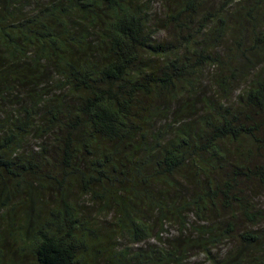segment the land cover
<instances>
[{
	"label": "trees",
	"instance_id": "trees-1",
	"mask_svg": "<svg viewBox=\"0 0 264 264\" xmlns=\"http://www.w3.org/2000/svg\"><path fill=\"white\" fill-rule=\"evenodd\" d=\"M159 5L0 0V264H264V0Z\"/></svg>",
	"mask_w": 264,
	"mask_h": 264
},
{
	"label": "rangeland",
	"instance_id": "rangeland-1",
	"mask_svg": "<svg viewBox=\"0 0 264 264\" xmlns=\"http://www.w3.org/2000/svg\"><path fill=\"white\" fill-rule=\"evenodd\" d=\"M153 1V6H152V10L153 12L156 13H163L161 10V7L159 5L160 0H152ZM165 33H161L160 36H164ZM239 92L235 93V96L238 94ZM255 198H263V196L260 193H257L254 195ZM233 245V243L229 244V248H231ZM193 264H202L203 263V258L199 257V258H194L192 260Z\"/></svg>",
	"mask_w": 264,
	"mask_h": 264
}]
</instances>
